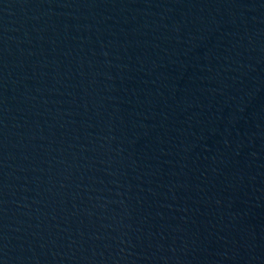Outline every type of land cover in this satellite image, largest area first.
Returning a JSON list of instances; mask_svg holds the SVG:
<instances>
[{
	"label": "water",
	"instance_id": "95a60500",
	"mask_svg": "<svg viewBox=\"0 0 264 264\" xmlns=\"http://www.w3.org/2000/svg\"><path fill=\"white\" fill-rule=\"evenodd\" d=\"M0 264H264V0H0Z\"/></svg>",
	"mask_w": 264,
	"mask_h": 264
}]
</instances>
